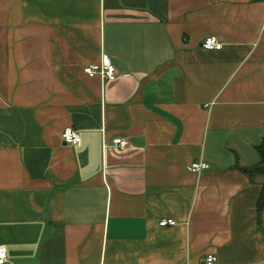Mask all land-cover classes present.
<instances>
[{
	"label": "crops",
	"instance_id": "obj_1",
	"mask_svg": "<svg viewBox=\"0 0 264 264\" xmlns=\"http://www.w3.org/2000/svg\"><path fill=\"white\" fill-rule=\"evenodd\" d=\"M263 143L264 2L0 0L6 264H264Z\"/></svg>",
	"mask_w": 264,
	"mask_h": 264
},
{
	"label": "built area",
	"instance_id": "obj_2",
	"mask_svg": "<svg viewBox=\"0 0 264 264\" xmlns=\"http://www.w3.org/2000/svg\"><path fill=\"white\" fill-rule=\"evenodd\" d=\"M202 46L208 50H221L223 48V44L218 40L217 37L211 36L204 40ZM84 73L91 77L100 76L104 79L115 80L118 78V73L116 68L111 63L110 59L105 57L103 62L100 64H91L84 67ZM61 138L66 145L76 146L81 142V134L74 127H67ZM114 145L123 150L130 148V142L126 138H117L114 140ZM209 168L207 162L203 159H200L197 162H194L191 165V171L197 174H201L203 170ZM177 222L173 219H163L160 221V225L163 227L174 226ZM8 262V251L5 247H0V264H6ZM217 258L213 254H209L206 256L204 264H216Z\"/></svg>",
	"mask_w": 264,
	"mask_h": 264
},
{
	"label": "trees",
	"instance_id": "obj_3",
	"mask_svg": "<svg viewBox=\"0 0 264 264\" xmlns=\"http://www.w3.org/2000/svg\"><path fill=\"white\" fill-rule=\"evenodd\" d=\"M259 2H264V0H256ZM258 152L261 155V161L259 164L248 168H242V171L247 174L252 180L255 178H262V190L259 199L256 204V210L258 215L264 213V143L258 147Z\"/></svg>",
	"mask_w": 264,
	"mask_h": 264
},
{
	"label": "rangeland",
	"instance_id": "obj_4",
	"mask_svg": "<svg viewBox=\"0 0 264 264\" xmlns=\"http://www.w3.org/2000/svg\"><path fill=\"white\" fill-rule=\"evenodd\" d=\"M261 49H262V48L259 49V53L261 52Z\"/></svg>",
	"mask_w": 264,
	"mask_h": 264
}]
</instances>
